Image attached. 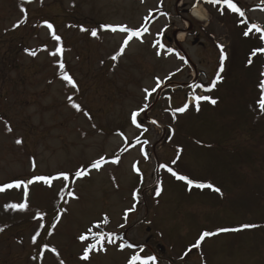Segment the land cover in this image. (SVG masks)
<instances>
[{"label": "rangeland", "instance_id": "obj_1", "mask_svg": "<svg viewBox=\"0 0 264 264\" xmlns=\"http://www.w3.org/2000/svg\"><path fill=\"white\" fill-rule=\"evenodd\" d=\"M236 2L247 20L264 26V0ZM192 3L0 0V186L39 175L69 173V181L53 180L52 187L43 181L29 185L25 211L5 210L9 203L24 202L23 187L0 193V228L4 229L0 232V264H59V259L65 264H126L133 250H118L120 240L106 244V252L93 251L88 261L79 259L86 244L77 237L96 222L103 231L144 246L141 255H154L157 264H264V113L256 104L264 56L258 55L251 67H245L257 39L243 38L235 14L220 16L210 5H199L208 20H196L189 11ZM21 7L26 9V22L13 28L25 16ZM45 20L62 37V56L49 55L57 42L42 26ZM106 24L133 29L143 24L149 33L144 34V43L134 38L125 54L113 61L111 56L126 33L103 30L101 26ZM165 25H169L167 46L177 49L187 63L164 50L160 57L155 55L152 43ZM81 27L89 31L82 32ZM92 29L98 31V37L91 36ZM177 31L187 33L184 41L173 36ZM217 42L229 54L223 79L212 92L196 89V94L212 96L218 103L201 102L199 112L190 106L173 120L166 109L188 102L190 85L206 87L215 77ZM25 49L36 50L37 55L30 56ZM61 59L78 90L60 78L57 62ZM156 77L165 83L148 99L150 107L138 118L142 127L136 128L130 113L146 102L143 89L154 87ZM69 95L88 117L71 107ZM153 119L158 123L152 124ZM144 127L148 131L141 135ZM137 136L149 143L137 144ZM18 138L23 141L20 145L15 143ZM177 148L182 149L180 159L172 165ZM117 154L118 164L109 162L100 171L74 177L76 170L87 168L95 159L104 156L111 161ZM135 162H139L143 183L132 170ZM162 163L192 179L212 183L223 195L210 189L189 191L182 181L159 168ZM157 181L163 188L159 197L154 195ZM136 189L139 203L125 220L123 214L132 207ZM70 190L78 199L67 195ZM60 209L66 212L48 236ZM37 212L46 214L43 221L34 219ZM105 215L109 223L103 225ZM40 223L45 228L40 229ZM244 224L257 227L206 238L200 249L181 259L202 231ZM37 230L41 235L34 245L31 237ZM44 244L56 248L59 259L47 250L41 258Z\"/></svg>", "mask_w": 264, "mask_h": 264}, {"label": "snow or ice", "instance_id": "obj_2", "mask_svg": "<svg viewBox=\"0 0 264 264\" xmlns=\"http://www.w3.org/2000/svg\"><path fill=\"white\" fill-rule=\"evenodd\" d=\"M27 3H31V0H25ZM143 2V0H142ZM160 3H163V0H160ZM179 3L183 4V0H179ZM201 3L205 5H210L212 6L220 16H225L229 14H235L234 18L236 19V25L237 27L240 28L241 34L243 38L246 39H252L255 37L258 41L257 45L254 46L252 49H250L249 54L247 55L246 62H245V67H251L254 63V58L258 57V55L264 56V26H261L259 24L251 23L249 20L246 19V14L245 11L242 10L239 6L236 0H193V3L191 4V8L189 11L193 8H197ZM264 10V9H261ZM20 11L22 13H25V16L23 19H21L17 24L13 25V28H18L20 25L24 24L26 22L27 16H26V9L21 7ZM151 15V11L149 12V16ZM160 15L167 17L169 14L166 12H161ZM145 20L148 19L146 16L144 18ZM186 25L190 24V21H185ZM43 27H46L49 32L51 33V38L57 42V46L55 48V51L49 52L50 56L56 57V56H62L63 54V47L60 46V41L62 40V37L56 33L54 30V26L52 23L49 21L45 20L43 21L42 24ZM169 25H165L163 29H161L157 34H156V39L152 43V47L156 50L155 55L157 57H160L162 55V51L164 50L167 54H175L180 60L185 61V57L181 55V53L173 48V47H168L166 44V31L168 29ZM101 28L103 30H110L113 33H116L117 31L120 33H126V37L123 39L122 44L120 45L119 49L111 56V59L113 61H117L123 54H125V51L127 47L129 46L130 42L133 41L135 38L138 40L140 43H144L143 36L146 33H149V28L146 25H141L137 29H133L131 27H128L126 25H102ZM82 32L84 31H89L88 29L81 27L80 29ZM180 32H173V36L176 37ZM92 37H98V31L96 29H92L90 32ZM216 47L219 50V68L218 71L215 74V77L212 79L210 84L208 86H204L203 84H194L190 85L192 88L191 92V100L190 102L184 103L182 106L172 108V109H166V111H171L172 113V118L175 120L177 118V114H183L186 111H188L191 107L195 108V111L199 112L201 109V102L207 101L211 105L215 106L218 101L216 98H213L212 96L209 95H197L196 94V89H202L204 92H212L218 83H220L223 79L221 73H223L225 69V62L229 59V54L225 49V45L217 42ZM46 50V49H45ZM26 54L35 57L37 55V51L33 49H25L24 50ZM58 63V68L60 72V78L65 81L71 88L77 89L78 90V85L77 82L74 80V78L65 70V63L61 59ZM187 63V61H185ZM179 71V69H177ZM171 75H174V73L170 74L169 77L166 79H170ZM165 81L161 80L159 77L155 78V86L152 87L151 89L145 88L143 91L146 93L144 99L145 103L143 104L142 107L138 108L137 110H134L130 113V122L133 126L136 128H141L142 124L138 122V118L141 117V114L145 113L146 110L150 107V105L147 103L148 99L153 96V94L157 93L158 89H160L164 85ZM258 90H259V99L257 100L256 104L259 108V110L264 113V71L260 72V79L258 81ZM68 102L70 103L71 107L75 109L77 112H82L83 109L79 103H76L74 101L73 96L69 95L67 97ZM83 114L88 117L89 113L86 111H83ZM152 124H157L158 122L153 119L151 121ZM95 127V125H93ZM8 133L12 132V128L10 126H7L6 128ZM148 128L144 127L142 129L141 135L143 133L147 132ZM174 131V130H173ZM123 137V133H119ZM125 139V142L127 143V139ZM169 140L172 139V136L170 135L168 137ZM15 143L17 145H20L23 143L21 139H16ZM136 143L137 144H143L147 145L149 143L148 140H140V137H136ZM127 149H125L126 151ZM141 153L144 155L145 160L148 159L147 153L143 147L140 149ZM182 149L177 148V155L174 160L171 161L172 165L177 164L178 160L180 159ZM118 164L120 162V154H117L111 161L107 160L104 156L99 157L98 159H95L87 168H81L76 170L73 175L76 179H81L87 175L90 174L91 170H96L100 171L101 168L108 164ZM139 162H135L132 165V170L135 172L139 177L141 183H143V176L141 175V169L138 167ZM33 169H35L36 164L35 161L32 163ZM160 169H165L167 173H169L172 177H174L177 181H182L186 186L189 191L192 189H210L213 192H216L220 195H223L221 189L219 187L214 186L210 182H201L195 179L190 178L187 175L180 174L177 172L173 167L169 166L168 164H160L159 165ZM57 179H62L64 181H69V173L67 172H60L56 176H44V175H39V176H34L32 179H28L27 181L23 180H17L13 183H5L2 186H0V193H3L5 190L9 189H20L23 187V195H24V202L20 203H9L5 205V210H14V211H25L28 209L29 204H28V197H29V185L33 184L34 181H43L44 184H46L48 187H52V181L57 180ZM74 182V181H73ZM67 187V185H66ZM163 191L162 188V182L157 181L156 186H155V192L154 195L156 197H159ZM139 189H136L132 193V198H133V205L131 208L126 209L123 218L127 220L128 216L130 213L134 212L136 210V206L139 203ZM67 195L71 197L72 199H78L76 196L75 192L73 190H70L67 192ZM64 197V188L61 189L60 193V198L63 199ZM64 203L67 204L68 200H64ZM66 212V209H60V212L56 215L53 223L51 224L49 230H48V236L53 235V230L57 227L58 223L61 220L62 214ZM45 213L37 212L36 216L34 219H38L40 221H43L45 218ZM109 223V220L107 216L103 218V225H106ZM120 227H124V225H120ZM257 227V225L253 224H244L239 228H220L216 231H202L199 235V237L195 240V242L184 252L183 256L181 259L186 257L193 249H200L202 246V243L206 240V238H211L216 235H219L222 232H229V231H241L243 229H249V228H254ZM45 228L44 223H40V229ZM95 229V231H94ZM4 231L3 228H0V232ZM41 235V232L39 230L36 231V233L31 237V242L35 245L38 243V237ZM78 241L82 244H86V247L83 248L82 250V255L79 257L81 261H88L90 259V253L93 251H99V252H106V244H116L118 240L123 241L122 243L119 244L118 250L123 251L124 249H130L133 250V254H131L127 261L126 264H157V257L154 255H148V256H142L141 253L145 251L144 246H137L136 244L130 243L126 240H124L123 236H118L116 233H109L105 232L102 230V224L100 222L94 223L92 226H90L85 233L80 234L77 237ZM91 241V242H89ZM44 250L50 251L53 254L56 255V257L59 259L60 253L58 250L54 247L49 248L47 244H44L42 246V249L40 250V257L43 258L44 256ZM59 264H65V261L63 259H59Z\"/></svg>", "mask_w": 264, "mask_h": 264}, {"label": "clouds", "instance_id": "obj_3", "mask_svg": "<svg viewBox=\"0 0 264 264\" xmlns=\"http://www.w3.org/2000/svg\"><path fill=\"white\" fill-rule=\"evenodd\" d=\"M190 12H191V15L198 20H204V21L208 20L207 13L204 11V9L201 6L191 9ZM186 36H187L186 32H180L177 35V40L184 41Z\"/></svg>", "mask_w": 264, "mask_h": 264}, {"label": "bare ground", "instance_id": "obj_4", "mask_svg": "<svg viewBox=\"0 0 264 264\" xmlns=\"http://www.w3.org/2000/svg\"><path fill=\"white\" fill-rule=\"evenodd\" d=\"M195 18V17H194ZM196 19V18H195ZM196 20H198V19H196ZM198 21H204V20H198ZM177 32H181V31H177ZM193 72H194V74H195V70L193 69Z\"/></svg>", "mask_w": 264, "mask_h": 264}, {"label": "flooded vegetation", "instance_id": "obj_5", "mask_svg": "<svg viewBox=\"0 0 264 264\" xmlns=\"http://www.w3.org/2000/svg\"><path fill=\"white\" fill-rule=\"evenodd\" d=\"M166 41H168V38L166 39Z\"/></svg>", "mask_w": 264, "mask_h": 264}]
</instances>
